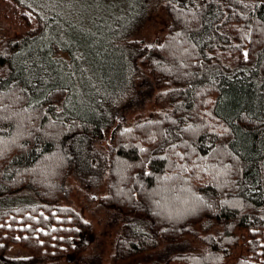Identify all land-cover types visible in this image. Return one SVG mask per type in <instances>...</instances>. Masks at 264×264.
Returning a JSON list of instances; mask_svg holds the SVG:
<instances>
[{"label": "trees", "instance_id": "trees-1", "mask_svg": "<svg viewBox=\"0 0 264 264\" xmlns=\"http://www.w3.org/2000/svg\"><path fill=\"white\" fill-rule=\"evenodd\" d=\"M14 1L38 24L0 48V264H104L101 251L81 261L97 243L86 239L95 232L87 211L101 210L115 234L112 264H163L145 254L173 232L205 233L204 250L183 252L184 264H224L242 238L246 254L235 264H264V0H167L163 41L131 39L138 17L116 33L125 57L109 43L123 24L115 11L90 10L91 0ZM57 4L84 8L92 20L100 11L112 16V28L94 27L88 46L108 64L113 58L117 75L98 71L101 89L80 72L82 105L76 81L58 69L69 63L61 57L69 31L48 18ZM142 61L180 81L181 98L159 120L127 125L124 89ZM202 159L216 169L215 186L196 172H210ZM69 170L82 186L104 178L105 194H86L84 210L59 205ZM15 244L31 253L11 255Z\"/></svg>", "mask_w": 264, "mask_h": 264}, {"label": "rangeland", "instance_id": "rangeland-1", "mask_svg": "<svg viewBox=\"0 0 264 264\" xmlns=\"http://www.w3.org/2000/svg\"><path fill=\"white\" fill-rule=\"evenodd\" d=\"M106 1L108 0H91L89 9L102 10L109 8L110 10L115 11L113 14L116 18L123 20L121 26L116 27L115 25L116 28L113 31L114 36L109 41L111 47L115 49V55L121 54L123 57L126 56V51L122 46L123 43L115 37L116 33H118L126 23L133 21L137 17L139 22L132 32L133 35L131 36V39L145 40L147 43L155 44L163 41L167 32L168 21L170 20L168 10L166 9L167 0H143L140 13H138L135 8V2L137 0H120L121 2L115 0L112 5L107 4ZM50 9H52L51 14L48 15L50 21H53L55 24L58 23L57 26L65 27L69 31V33H62L66 41L65 48L67 49H63L61 54V57L66 61H69V63L64 64L63 62H60L58 69L67 77L68 82L76 81V102L77 104L82 105L80 101L86 98V92L83 88L82 81H79L80 72L92 86L101 89L105 88L102 83H98V71H104L107 80L110 76L117 75V70L113 64V58H111V64H108L105 61H102L101 56L92 51L88 46L89 40L94 39V36L92 35L94 33V27L96 28L99 24H102L110 29L112 28V16L106 11H100L95 16V19L92 20L88 19L87 14L89 12L84 8L70 11L69 5L65 6L57 4ZM35 17L36 16L33 13L28 9L19 6L14 0H0V48L3 47L5 43L3 38H7L8 36L16 38L34 30L38 24ZM97 38L103 40L104 36L101 35ZM243 52L246 53V50L243 49ZM240 55H242V53H240ZM242 59L243 57L237 59V62H240ZM230 61L232 60L230 59ZM151 69L152 67L143 61L136 63L135 71H139V76L136 77V82L134 84L127 89H124L122 99L126 101L125 103L127 104L121 109H124L122 111H125V108L127 109L124 115L125 123H127V125H133L137 122L149 119L159 120V118L165 114V109L169 105L170 99L176 101L181 98L182 92L179 91V85H181L180 81L172 79L168 80V78L159 74L160 71L156 73L154 71L152 72ZM173 79L175 78L173 77ZM214 95L215 92L212 93L211 97ZM122 120L123 116L117 114V122H121ZM216 125L219 129H223L222 127H224V125L219 122H217ZM181 153L183 156L185 155L184 150H182ZM169 158L170 156H168V160ZM201 161H203L205 166H209V169L207 170H210V172H206L201 166L198 167L196 172L205 175L204 182L215 186L219 181V177L215 174L216 169L213 170V163L208 159H202ZM209 175L214 176L216 181H208L207 177ZM78 177L80 176H75V174L69 170V176L66 182V196L59 205L70 204L73 207L84 210L86 205L84 200L86 194L93 195L97 200L101 199L105 194L106 187L104 178L100 186L91 188V185L89 184L88 186H82L80 184L81 180H79L81 178L78 179ZM223 178L227 180V176H223ZM224 179L220 178V181ZM202 194L207 198H211L207 193ZM86 217L93 221V230L95 231L91 235L87 234L86 239L90 240L95 238L94 242L97 243L95 245L92 244L93 246L91 245V249H87L81 255V261L84 260V257L86 259H94L91 257V252L101 251L104 264H112L114 253L113 238L115 237V234L113 233L112 236H108L110 232L109 227L106 224L105 213L101 210L93 215L87 211ZM99 219H102V222H100ZM10 223L14 224L11 220ZM195 227L198 230H201L200 224H196ZM237 233L243 235L245 231L238 229ZM173 234L174 235L168 234L167 236L161 237V241L159 239L157 245L149 249L148 253L145 255L156 256L155 259L162 261L163 264H184L182 260L178 259L183 252L188 254L190 252L203 251L205 248V244L202 240L205 235L204 232L200 235H197L196 233L195 235L192 233L181 234L179 232H173ZM243 241L244 239L242 238L232 249L231 255L225 260L224 264H235L242 254H246V248L243 245ZM171 243L179 244L171 248ZM170 250L173 251V254H171ZM9 253L13 256H23L30 254L31 251H28L22 244H15L12 246ZM168 256L172 258L169 260ZM137 257L141 258L142 255ZM77 261H79V259H77ZM128 261V259H125L123 263Z\"/></svg>", "mask_w": 264, "mask_h": 264}, {"label": "snow or ice", "instance_id": "snow-or-ice-1", "mask_svg": "<svg viewBox=\"0 0 264 264\" xmlns=\"http://www.w3.org/2000/svg\"><path fill=\"white\" fill-rule=\"evenodd\" d=\"M245 56H247V53H245Z\"/></svg>", "mask_w": 264, "mask_h": 264}]
</instances>
